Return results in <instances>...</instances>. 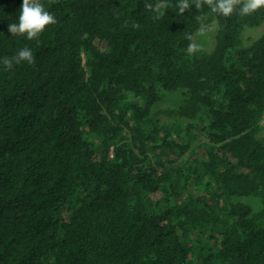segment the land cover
<instances>
[{
  "label": "trees",
  "instance_id": "obj_1",
  "mask_svg": "<svg viewBox=\"0 0 264 264\" xmlns=\"http://www.w3.org/2000/svg\"><path fill=\"white\" fill-rule=\"evenodd\" d=\"M22 2L0 0V61L34 57L0 63V264H264V7L41 0L29 40Z\"/></svg>",
  "mask_w": 264,
  "mask_h": 264
},
{
  "label": "clouds",
  "instance_id": "obj_2",
  "mask_svg": "<svg viewBox=\"0 0 264 264\" xmlns=\"http://www.w3.org/2000/svg\"><path fill=\"white\" fill-rule=\"evenodd\" d=\"M196 5V9H202L203 5H207L212 13L222 15L224 17L231 16L236 12L237 6H239V15H249L261 7H264V0H193ZM156 16L153 18H159L163 13L161 9H167L169 4L167 0H158L154 5H147ZM179 13L183 14L186 9L189 8V0H179ZM201 20L202 17H197ZM57 23L54 15L45 10L41 0H23L18 22L10 23L8 25V31L14 36L17 34L26 35L27 39L32 40L39 37V35L45 30L46 26ZM215 28V24L207 25V31H212ZM200 34L204 35V30H200ZM197 45L190 44L188 52L192 53L197 49ZM201 47V46H200ZM26 61L33 63V53L27 46L21 48L16 55L12 57H3L0 61L4 65V70H10L14 64L19 65L21 62Z\"/></svg>",
  "mask_w": 264,
  "mask_h": 264
},
{
  "label": "rangeland",
  "instance_id": "obj_3",
  "mask_svg": "<svg viewBox=\"0 0 264 264\" xmlns=\"http://www.w3.org/2000/svg\"><path fill=\"white\" fill-rule=\"evenodd\" d=\"M264 29V22H262L261 24L257 25V26H253V27H247L244 29L243 33H242V40L243 41H246L248 40L249 37H253L251 38L250 40H254L255 38H257L261 32L263 31ZM214 34V31H207V30H204V35H201L200 34V31H198L196 33V41H198L200 43V45H206L207 48H210L212 46V43H213V39H212V35ZM208 44V45H207ZM204 47V46H203ZM173 100V99H177V96L174 95V96H170V100ZM175 102V101H174ZM167 104H170V103H166L165 101H163L162 103H159L158 106H166ZM171 104H174L173 102H171ZM262 125H264V117H263V120L261 122ZM262 129V128H261ZM260 129V130H261ZM261 133L264 135V128L261 130ZM263 142H264V139L262 138Z\"/></svg>",
  "mask_w": 264,
  "mask_h": 264
},
{
  "label": "built area",
  "instance_id": "obj_4",
  "mask_svg": "<svg viewBox=\"0 0 264 264\" xmlns=\"http://www.w3.org/2000/svg\"><path fill=\"white\" fill-rule=\"evenodd\" d=\"M263 117H264V115H263ZM262 120H263V118H262Z\"/></svg>",
  "mask_w": 264,
  "mask_h": 264
}]
</instances>
